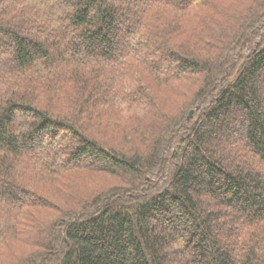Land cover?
I'll use <instances>...</instances> for the list:
<instances>
[{
	"label": "trees",
	"instance_id": "trees-1",
	"mask_svg": "<svg viewBox=\"0 0 264 264\" xmlns=\"http://www.w3.org/2000/svg\"><path fill=\"white\" fill-rule=\"evenodd\" d=\"M0 264H264V0H0Z\"/></svg>",
	"mask_w": 264,
	"mask_h": 264
},
{
	"label": "rangeland",
	"instance_id": "rangeland-1",
	"mask_svg": "<svg viewBox=\"0 0 264 264\" xmlns=\"http://www.w3.org/2000/svg\"><path fill=\"white\" fill-rule=\"evenodd\" d=\"M70 185L72 187L70 188V192L72 193H80L79 190L82 191H93V192H102L104 190H109L115 187L121 186L123 183L121 180L117 177L108 175V174H102V173H75L71 176H69ZM51 184H41L40 188L43 191L45 195L49 197L53 193L51 190ZM52 200H46V202L50 203L51 209L42 210L40 212L41 218L48 217L51 218L53 216H56L55 209L58 208L56 205H58V202H60V197L57 195H52ZM17 248V246H16Z\"/></svg>",
	"mask_w": 264,
	"mask_h": 264
}]
</instances>
